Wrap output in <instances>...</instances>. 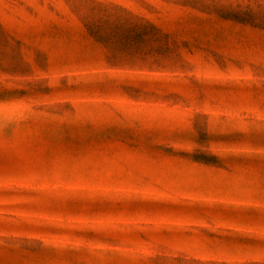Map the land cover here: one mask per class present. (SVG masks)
<instances>
[{"label":"rangeland","instance_id":"obj_1","mask_svg":"<svg viewBox=\"0 0 264 264\" xmlns=\"http://www.w3.org/2000/svg\"><path fill=\"white\" fill-rule=\"evenodd\" d=\"M0 264H264V0H0Z\"/></svg>","mask_w":264,"mask_h":264}]
</instances>
